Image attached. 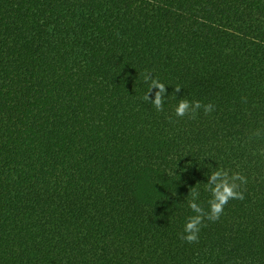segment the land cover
<instances>
[{"label":"trees","instance_id":"obj_1","mask_svg":"<svg viewBox=\"0 0 264 264\" xmlns=\"http://www.w3.org/2000/svg\"><path fill=\"white\" fill-rule=\"evenodd\" d=\"M257 128L264 0H0V264H264ZM217 170L244 198L188 243Z\"/></svg>","mask_w":264,"mask_h":264},{"label":"clouds","instance_id":"obj_2","mask_svg":"<svg viewBox=\"0 0 264 264\" xmlns=\"http://www.w3.org/2000/svg\"><path fill=\"white\" fill-rule=\"evenodd\" d=\"M145 83L149 84V92L145 99L150 101L158 110L162 109L165 104V96L167 87L160 80L152 78L149 75L145 76ZM153 89H158L154 100H150V93ZM179 91V88H177ZM203 107L204 112L211 113L214 111L212 104L202 105L199 101L190 102L186 99H181L175 108V114L183 117L189 111H195ZM255 138L264 136V128H257L252 133ZM216 182L212 186V182ZM247 177L241 175L239 172L229 173L228 170H217L209 178L207 185L208 191L211 193V198L208 201V211L197 202L198 196L194 195L192 201L189 203V208L196 213L188 218L184 225L183 239L188 243L196 242L199 239V232L201 225L205 219L217 220L224 211V206L230 199H243V192L237 191L240 185L246 184Z\"/></svg>","mask_w":264,"mask_h":264}]
</instances>
